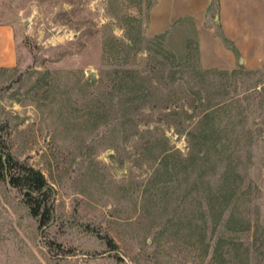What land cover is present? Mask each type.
<instances>
[{
	"label": "rangeland",
	"instance_id": "obj_1",
	"mask_svg": "<svg viewBox=\"0 0 264 264\" xmlns=\"http://www.w3.org/2000/svg\"><path fill=\"white\" fill-rule=\"evenodd\" d=\"M152 5L0 0V264H264V58L203 68Z\"/></svg>",
	"mask_w": 264,
	"mask_h": 264
},
{
	"label": "crops",
	"instance_id": "obj_2",
	"mask_svg": "<svg viewBox=\"0 0 264 264\" xmlns=\"http://www.w3.org/2000/svg\"><path fill=\"white\" fill-rule=\"evenodd\" d=\"M193 23L203 68L261 67L264 58V0H153L148 31L164 33L177 22ZM15 31L0 23V67L15 64Z\"/></svg>",
	"mask_w": 264,
	"mask_h": 264
},
{
	"label": "trees",
	"instance_id": "obj_3",
	"mask_svg": "<svg viewBox=\"0 0 264 264\" xmlns=\"http://www.w3.org/2000/svg\"><path fill=\"white\" fill-rule=\"evenodd\" d=\"M0 153H1V151H0ZM7 160H8L7 157L4 158V160H3L0 156L1 168L3 166V162L5 163ZM22 181H23L22 184L25 185L26 192H34V191H41L42 192L43 187H47L46 183L44 182L43 175L34 171V170H31V169H27V174L22 176Z\"/></svg>",
	"mask_w": 264,
	"mask_h": 264
}]
</instances>
